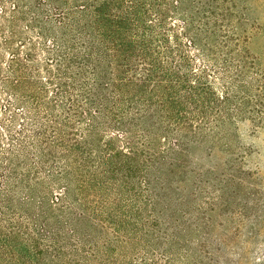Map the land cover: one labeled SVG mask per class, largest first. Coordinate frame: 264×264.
<instances>
[{"label": "trees", "instance_id": "16d2710c", "mask_svg": "<svg viewBox=\"0 0 264 264\" xmlns=\"http://www.w3.org/2000/svg\"><path fill=\"white\" fill-rule=\"evenodd\" d=\"M256 10L0 0V264H264Z\"/></svg>", "mask_w": 264, "mask_h": 264}, {"label": "rangeland", "instance_id": "374dc122", "mask_svg": "<svg viewBox=\"0 0 264 264\" xmlns=\"http://www.w3.org/2000/svg\"><path fill=\"white\" fill-rule=\"evenodd\" d=\"M255 8V15L264 19V9L257 0H252ZM240 140L250 151L248 165L251 169H259L264 175V128L255 129L248 122L239 126Z\"/></svg>", "mask_w": 264, "mask_h": 264}]
</instances>
